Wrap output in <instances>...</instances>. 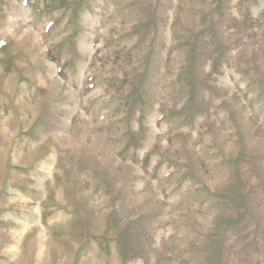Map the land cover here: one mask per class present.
<instances>
[{
	"label": "rangeland",
	"instance_id": "rangeland-1",
	"mask_svg": "<svg viewBox=\"0 0 264 264\" xmlns=\"http://www.w3.org/2000/svg\"><path fill=\"white\" fill-rule=\"evenodd\" d=\"M0 264H264V0H0Z\"/></svg>",
	"mask_w": 264,
	"mask_h": 264
}]
</instances>
